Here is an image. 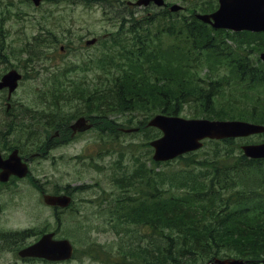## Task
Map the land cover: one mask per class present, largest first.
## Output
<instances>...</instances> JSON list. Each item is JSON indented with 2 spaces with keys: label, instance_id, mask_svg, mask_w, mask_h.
I'll return each instance as SVG.
<instances>
[{
  "label": "trees",
  "instance_id": "16d2710c",
  "mask_svg": "<svg viewBox=\"0 0 264 264\" xmlns=\"http://www.w3.org/2000/svg\"><path fill=\"white\" fill-rule=\"evenodd\" d=\"M188 6L190 14L179 19L168 17L172 15L169 11L158 17L125 16V34L113 36V54L97 62L100 71L95 87L86 94L57 96L51 107L59 110V103L79 101L93 105V114L105 117L141 110L176 116L191 108L190 118L239 119L264 125V103L244 105L237 112L244 118L230 116L234 106L230 101L221 103L223 94L237 91L247 98L264 83L260 71L264 67L251 58L248 49L255 46L264 51V44L255 34L215 31L196 20L192 13L212 11L215 0H193ZM159 20L162 26L155 29ZM165 37L174 38L175 44L164 46ZM238 37H244L243 41ZM108 68L116 71L110 73ZM204 71L211 76L203 78ZM60 117L51 115L48 125L65 129L67 123ZM3 141L8 144L6 138ZM205 144L209 149L202 158L187 154L181 158L189 165L174 172L145 169L113 179L129 193L120 207L118 200L109 203V213L120 210L113 221L119 224L112 228L123 244L127 242L116 251L122 262L113 264H205L214 258L252 262L264 258V160L244 157L237 140ZM141 229L146 232L144 245Z\"/></svg>",
  "mask_w": 264,
  "mask_h": 264
},
{
  "label": "rangeland",
  "instance_id": "374dc122",
  "mask_svg": "<svg viewBox=\"0 0 264 264\" xmlns=\"http://www.w3.org/2000/svg\"><path fill=\"white\" fill-rule=\"evenodd\" d=\"M109 1L111 3L107 0H41V4L34 7L30 0V4L26 0H0V44L3 47L0 75L14 68L24 77L8 101L11 105L9 110H6V93L0 92V148L6 147L1 142L6 136L12 140L7 145L19 147L21 154L29 158L28 176L21 180L12 179L0 187V234H3L0 235V264H46L39 260L22 261L14 252L44 231H55L57 238L68 239L74 245L75 259L61 264L121 263V256L116 251L127 242L123 244L112 228L119 222H106V207L102 203L98 206L95 199L104 192L117 199L120 192L113 187V179L126 173L145 169L170 173L189 165L187 159L177 158L164 165L160 163L158 167L160 164L152 160L153 150L148 142L153 139L154 132L145 124L155 112L141 110V113L130 115L100 117L96 119L95 130L68 141L55 136L59 132L56 128H46L50 125L43 116L45 113L57 112L67 123L81 115L89 116L79 101L59 103V110L52 108L51 103L57 96L67 98V95L81 92L86 94L88 89L95 87L96 74L100 71L97 62L106 61L108 55L113 54V36L125 34L122 31L128 24L123 20L125 16L136 13L142 17H158L163 13L155 6L140 8L127 5L128 1L135 0ZM164 1L169 5L184 6L176 14L167 15L172 19L189 15L192 10L188 3L193 0ZM215 3L217 5V0ZM158 22L159 27L155 29L162 26V20ZM173 27H177L176 21ZM93 38L98 41L85 47V41ZM243 38L238 37V40L243 41ZM170 43V38L163 39L164 46ZM172 44H175L173 39ZM248 49L253 60L263 52L262 48L255 46ZM104 67L106 69V65ZM108 71L113 73L116 70L108 68ZM260 71L262 77L264 69ZM201 75L207 78L211 72L204 71ZM227 101L234 105L228 112L230 116L244 118L237 114L244 105L264 103V83L247 98L237 91L223 94L221 103ZM190 113L191 108H186L180 116L186 118ZM40 115L41 122L32 121ZM139 121V133H119L116 130L118 125L134 128ZM11 129L15 130L7 135ZM63 134L61 131L60 136ZM51 137L54 138L48 140ZM234 140L243 143L262 141L264 137L259 134ZM208 149L209 146L204 144L202 149L190 154L199 159ZM42 190L73 192L74 209L57 217L41 202ZM13 232L21 234L6 235ZM140 233L144 245L146 232L141 229ZM15 236V242L9 240Z\"/></svg>",
  "mask_w": 264,
  "mask_h": 264
},
{
  "label": "water",
  "instance_id": "95a60500",
  "mask_svg": "<svg viewBox=\"0 0 264 264\" xmlns=\"http://www.w3.org/2000/svg\"><path fill=\"white\" fill-rule=\"evenodd\" d=\"M38 5L40 0H32ZM153 2L156 6L164 5L163 0H137L136 5H147ZM180 7L173 5L171 11ZM196 18L209 24L214 29H228L232 31H264V0H219L217 11L210 14H198ZM95 39L88 41L90 45ZM264 62V53L260 54ZM21 76L14 70L4 74L0 79V90L8 89V98L17 87ZM147 126L155 127L162 132V136L150 142L154 148L155 161H167L182 154L195 151L202 146L203 139H228L246 137L264 132V126L239 120L210 121L206 119H183L168 117L162 114L152 117ZM83 118L77 119L71 129L74 133L89 129ZM132 131L128 130L127 132ZM243 154L251 159H264V142L261 144L242 145ZM0 182H6L9 176L18 178L26 176L27 166L21 163L14 150L6 160L0 157ZM43 202L48 206L66 207L70 197L65 195H43ZM72 246L68 240H53V233L40 237L34 244L20 250V257L44 258L49 261H64L72 256ZM264 263V260L262 261ZM208 264H247L241 260H214Z\"/></svg>",
  "mask_w": 264,
  "mask_h": 264
},
{
  "label": "flooded vegetation",
  "instance_id": "af4514ba",
  "mask_svg": "<svg viewBox=\"0 0 264 264\" xmlns=\"http://www.w3.org/2000/svg\"><path fill=\"white\" fill-rule=\"evenodd\" d=\"M92 116H93V115H92ZM72 137H73V136L70 135V138H72ZM3 158H5V157L3 156Z\"/></svg>",
  "mask_w": 264,
  "mask_h": 264
},
{
  "label": "bare ground",
  "instance_id": "6f19581e",
  "mask_svg": "<svg viewBox=\"0 0 264 264\" xmlns=\"http://www.w3.org/2000/svg\"><path fill=\"white\" fill-rule=\"evenodd\" d=\"M162 15V14H161Z\"/></svg>",
  "mask_w": 264,
  "mask_h": 264
}]
</instances>
